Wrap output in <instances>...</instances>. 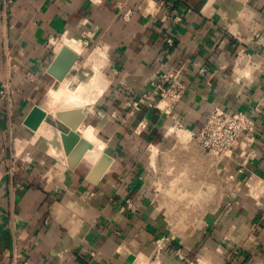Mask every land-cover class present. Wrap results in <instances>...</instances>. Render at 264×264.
Segmentation results:
<instances>
[{
  "label": "crops",
  "instance_id": "0c3cea01",
  "mask_svg": "<svg viewBox=\"0 0 264 264\" xmlns=\"http://www.w3.org/2000/svg\"><path fill=\"white\" fill-rule=\"evenodd\" d=\"M62 34L106 54L108 85L90 109H77L84 117L71 147L91 146L80 133L96 129L103 148L92 165L82 160L87 150L69 166L60 140L68 128L56 112L62 155L36 133L45 116L35 131L23 124L34 104L78 77L73 68L62 81L47 73L57 47L46 39ZM236 57L253 66L235 67ZM261 61L264 0H0V82L11 76L13 90L10 102L0 97V264H264ZM164 76L184 87L170 113L134 105ZM237 110L253 116L255 157L241 173L169 132H196L213 112ZM165 151L175 164L168 190L189 183L187 197L156 194L154 164ZM102 155L109 161L92 182Z\"/></svg>",
  "mask_w": 264,
  "mask_h": 264
},
{
  "label": "built area",
  "instance_id": "2783aa9c",
  "mask_svg": "<svg viewBox=\"0 0 264 264\" xmlns=\"http://www.w3.org/2000/svg\"><path fill=\"white\" fill-rule=\"evenodd\" d=\"M162 5L160 3L159 8ZM64 35L66 34H62L60 37H48L46 45L54 47L56 43L62 40ZM241 62L245 63V65L250 64L253 66L250 58L236 57L235 67ZM254 66L264 71V61L258 62ZM8 69L13 71L14 67L8 66ZM166 78L165 76L162 77V81L156 85L155 92L150 95L143 94L134 105L147 103L150 107H161V110L165 113H170L180 101L184 87L173 77L169 84H165L164 80ZM11 81V76H7L6 79L0 82V97L5 99L6 102L11 101L10 98L13 93ZM252 127L253 116L244 111L237 110L223 116H219L213 112L196 132L187 131L182 126H177L176 129L183 133L188 132L187 140L196 142L204 153L211 155L217 162H235L237 164L236 171L241 173L245 166L255 157V151L250 148L248 143ZM246 178L247 182L245 184L249 182L250 176H246ZM229 179H232V175L229 176ZM164 241V238L156 241L157 249L161 248Z\"/></svg>",
  "mask_w": 264,
  "mask_h": 264
},
{
  "label": "bare ground",
  "instance_id": "6f19581e",
  "mask_svg": "<svg viewBox=\"0 0 264 264\" xmlns=\"http://www.w3.org/2000/svg\"><path fill=\"white\" fill-rule=\"evenodd\" d=\"M55 46L57 47V48L55 47L56 51H58L59 48L62 46V47L68 48L77 57L78 56L80 57L81 55L83 56L85 55V63L83 62L84 67H83V73L81 76L80 75L78 77L75 76L76 78H74L72 82L69 81V83H65V82L62 83L61 86H59L60 88L58 87L57 91H50L40 106V109L45 112V118L42 124L40 123L41 126L38 128L36 133L37 135H42L43 138L50 143L49 153L50 155L52 154V156L63 153L61 152L60 150L61 148H59L60 146L58 145L60 131L58 132L55 129L53 125V121H52L55 112L63 110V109H85V110L90 109L92 107V104H94V102L98 100V98L101 96L102 92L106 89L108 85V81L104 79L105 76L103 77V75H101V72H100V69L106 63V55H105L104 50H102L101 48H98L99 51L96 50L95 52V50H93V52L87 54L82 49L80 42L71 37H65L63 39V42H61L60 44L56 43ZM74 67L75 65H73L72 68ZM248 67H251V66H248ZM171 131L172 129L169 130V132ZM95 133H96V129H92V128L85 129L84 131H81L80 133L81 137L86 139L91 144V149L87 151L86 155L82 159L85 163L89 165H92V163L100 156L99 150L103 148V146L100 143H98ZM187 137H188V133H185L184 135L179 136V138L183 142L184 141L186 142V140L188 139ZM23 143L24 142L22 141L16 142V148L19 154L23 151L22 150L24 148L23 146H25L23 145ZM21 154L23 155V153ZM21 154L19 157H21ZM155 154H156V149L154 147L149 149L148 158L152 160ZM27 156L25 157L27 158ZM61 157H64L63 159H65V156H61ZM65 161L63 160V162ZM250 184L252 186V189H254L256 186V183L254 181H251Z\"/></svg>",
  "mask_w": 264,
  "mask_h": 264
},
{
  "label": "water",
  "instance_id": "95a60500",
  "mask_svg": "<svg viewBox=\"0 0 264 264\" xmlns=\"http://www.w3.org/2000/svg\"><path fill=\"white\" fill-rule=\"evenodd\" d=\"M77 60V56L66 47H61L47 68V73L52 75L57 81H62L66 74L72 69ZM44 112L38 107L33 106L25 118L23 124L30 130H37L39 124L44 118ZM56 118L63 123L68 130L60 133V140L63 145L64 153L68 157L70 167H73L80 160L85 151L91 149V146L85 141H80L78 147L72 150V144L79 140L76 133L77 127L82 120L80 110L58 111ZM72 118V119H71ZM109 158L102 155L89 174L90 181L94 182L103 172Z\"/></svg>",
  "mask_w": 264,
  "mask_h": 264
},
{
  "label": "rangeland",
  "instance_id": "374dc122",
  "mask_svg": "<svg viewBox=\"0 0 264 264\" xmlns=\"http://www.w3.org/2000/svg\"><path fill=\"white\" fill-rule=\"evenodd\" d=\"M65 37H68V36H64L63 38H62V41L61 42H63V39L65 38ZM58 44V43H57ZM80 45H81V47H82V49L84 50V52L85 53H91V52H93V50H95V52H96V50L97 51H99L98 50V47L97 46H92V47H90V45H87L86 44V42H84L83 41V43H80ZM95 48H97V49H95ZM106 55V54H105ZM81 58H80V60L78 61V63H77V65H75V67L73 68V69H76V71H77V75L79 76H81L82 75V73H83V67H84V64H83V62L85 63V55L83 56V55H81L80 56ZM81 66V67H80ZM84 70H86V69H84ZM100 72H101V75H103V77H104V79L106 80V81H108V78L106 77V75H105V72H106V63H105V65H103V67L100 69ZM75 73V72H74ZM173 135H184L185 133H188V132H182V131H178L177 129H174L173 130ZM178 140V139H177ZM183 142V141H182ZM192 142V144L194 145V146H196L197 145V143L196 142H194V141H191ZM23 145H24V143H23ZM198 146V145H197ZM24 148L22 149L23 151L21 152V153H23V155H25V154H27V152H26V150H24V149H27V147L25 148V146H23ZM199 147V146H198ZM168 150V149H167ZM28 151V150H27ZM19 153V152H18ZM25 153V154H24ZM165 154H163V155H160L158 158H157V160H159V164H158V166H155L156 164H154V177H155V179H158L159 181H160V190L156 193L157 194V196L158 197H161V198H166V199H170V198H172V196L173 195H175L176 197H187V193H189L188 191H187V189H190L189 188V183H183L182 185L179 183V185H175V187H176V194H175V191H174V189L173 190H168V187H169V184H168V177H171L172 176V174H169V171H168V168L169 167H172L173 166V162H168L169 160H168V151H165L164 152ZM180 153H183V152H180ZM22 155V154H21ZM180 155H182V154H180ZM182 162H183V159H182ZM180 163V162H179ZM178 163H176V165H177ZM175 165V164H174ZM188 166H190V165H188ZM158 167V168H157ZM183 178V177H182ZM253 181V180H252ZM245 182H247V180H245L244 181V184H245ZM251 182V181H250ZM250 182L249 183H247V185H248V187L249 188H252V186H251V184H250ZM179 188H181V189H179ZM254 193V192H253ZM177 213H182L183 212V209H182V207H177Z\"/></svg>",
  "mask_w": 264,
  "mask_h": 264
}]
</instances>
